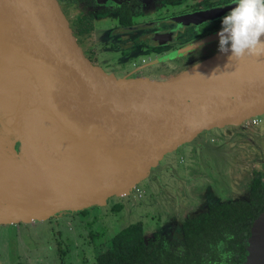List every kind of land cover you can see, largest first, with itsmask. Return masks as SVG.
Masks as SVG:
<instances>
[{
    "label": "water",
    "instance_id": "95a60500",
    "mask_svg": "<svg viewBox=\"0 0 264 264\" xmlns=\"http://www.w3.org/2000/svg\"><path fill=\"white\" fill-rule=\"evenodd\" d=\"M226 47L166 79L117 78L84 54L60 0H0V225L129 195L203 131L263 115L264 56L184 77ZM246 251L243 264H264V211Z\"/></svg>",
    "mask_w": 264,
    "mask_h": 264
},
{
    "label": "rangeland",
    "instance_id": "374dc122",
    "mask_svg": "<svg viewBox=\"0 0 264 264\" xmlns=\"http://www.w3.org/2000/svg\"><path fill=\"white\" fill-rule=\"evenodd\" d=\"M216 42V49L210 56L220 49L219 39ZM85 52L88 54L86 49ZM137 62H140V59H137ZM122 66L123 72L131 69V59ZM156 68L159 70L160 66L157 65ZM120 75L116 77H123ZM146 78L160 80L158 77ZM256 117V127L247 125V119L240 124L242 126H225L222 130L232 133L233 140L229 142L239 146V154L236 151L237 146L230 150L227 145H221L222 141L216 137L208 136L205 139L204 134L203 137L201 135L197 138L203 146L196 147L194 168L187 173V177L193 180L192 186L189 183L190 188L201 182V187L209 184L214 186L215 190L212 192L215 198L218 196L219 200L223 201L226 198H246L254 171L263 174L264 182V117ZM222 136L227 137L226 134ZM195 142L192 143L196 146ZM185 152L179 146L150 169L147 177L136 185L138 190L132 189L133 192L129 195L112 196L102 206H90L83 209L84 211L81 210L82 213L74 211L63 213L60 217L54 215L44 221L0 225V251L4 256H1L0 264H94L96 255L110 246V239L115 232L134 223L144 227L146 240L155 243L170 238L174 243H180L179 221L180 214H184V200L177 197L175 177L180 171L176 169L177 166L180 167L179 159ZM166 161L175 164L176 173L173 172V176L171 171L164 167ZM181 166L183 167L184 163ZM201 179L205 181H200ZM184 185L185 189L188 188V185ZM190 188L189 192L186 190V194L195 196L196 188ZM199 189L202 188L197 190ZM204 191H198V195H205ZM206 198L208 197L203 201ZM195 201H198L197 198ZM206 201L208 203L209 200ZM192 208L193 204L190 202L187 211ZM171 209L179 218H175L171 226L163 227L169 221L166 217ZM175 222H178V226ZM9 226L14 230H10Z\"/></svg>",
    "mask_w": 264,
    "mask_h": 264
},
{
    "label": "flooded vegetation",
    "instance_id": "af4514ba",
    "mask_svg": "<svg viewBox=\"0 0 264 264\" xmlns=\"http://www.w3.org/2000/svg\"><path fill=\"white\" fill-rule=\"evenodd\" d=\"M60 3L70 26L73 22L89 15L90 29L85 31L81 37L73 34L91 62L102 65L106 72L115 76L121 74L120 76L123 77L142 76L163 79L173 77L210 56L216 49V41L219 39L216 38V34L222 29V18L228 13L218 14L213 10L233 6L236 0H72V3L60 0ZM129 59H131L132 68L123 72L122 65ZM137 59H140V62H137ZM157 65L160 66L159 70L156 68ZM260 116L264 117V114ZM250 119L246 124H251L254 127L255 124L250 122ZM224 128L205 130L200 136L203 137L205 134V139L208 136L216 137L222 141L221 145H227L231 150L237 145L229 142V140H233L232 133L223 132ZM224 134H226V138L222 136ZM180 146L183 151H186L184 156L179 159L180 167L177 166L176 169L180 171L175 177L178 194L176 196L184 200V214H180V228L185 220L205 213L210 204L249 202L252 185L257 174L260 175L263 182V174L254 171L250 191L246 198H226L223 201L219 200L218 196L215 198L212 192L215 190H213L214 186L209 184L201 187L200 185L203 184L201 182L190 188L193 180L187 177V173L194 168L193 158L194 153L197 152L196 147L201 146H195L193 143H185ZM174 151L164 155L162 159ZM236 151L238 154L241 152L239 146ZM182 163H184L183 167ZM173 164V162L172 164L168 161L164 162V167L171 171L172 176L173 172L176 173L175 164ZM200 181L205 180L201 179ZM184 184H189L190 190L196 188V195L191 193L187 195L188 188L185 189ZM198 188L202 189L197 190ZM205 189H207L206 192ZM133 190L138 189L135 186ZM198 191H204L205 195H198ZM205 197L208 198L203 201ZM196 198L198 201H195ZM190 202L193 204V208L187 211ZM171 205L172 203H170V208ZM61 214L63 213L55 216L60 217ZM164 214L166 215V213ZM167 214L166 218L169 221L163 227L171 226L172 221L179 218L172 209ZM175 225L178 226V222H175ZM9 229L14 230L10 226ZM1 256H3L2 251H0V258Z\"/></svg>",
    "mask_w": 264,
    "mask_h": 264
},
{
    "label": "trees",
    "instance_id": "16d2710c",
    "mask_svg": "<svg viewBox=\"0 0 264 264\" xmlns=\"http://www.w3.org/2000/svg\"><path fill=\"white\" fill-rule=\"evenodd\" d=\"M88 16L71 24L75 35L90 29ZM263 211L264 183L257 174L249 202L210 204L205 213L184 221L180 243L170 238L154 243L145 239L142 225L129 224L115 232L94 264H243L250 225Z\"/></svg>",
    "mask_w": 264,
    "mask_h": 264
},
{
    "label": "clouds",
    "instance_id": "9594fccd",
    "mask_svg": "<svg viewBox=\"0 0 264 264\" xmlns=\"http://www.w3.org/2000/svg\"><path fill=\"white\" fill-rule=\"evenodd\" d=\"M218 33L221 52L229 51L231 59L264 56V0H236L222 18Z\"/></svg>",
    "mask_w": 264,
    "mask_h": 264
},
{
    "label": "bare ground",
    "instance_id": "6f19581e",
    "mask_svg": "<svg viewBox=\"0 0 264 264\" xmlns=\"http://www.w3.org/2000/svg\"><path fill=\"white\" fill-rule=\"evenodd\" d=\"M230 59H231V55L229 57H225V58L219 60L218 62H215L214 64H210V65L207 64V65L201 66L199 68H196L195 71L188 73V75H186L184 77H187L188 79L195 78L207 70H210L216 66L222 65L223 63L229 61Z\"/></svg>",
    "mask_w": 264,
    "mask_h": 264
},
{
    "label": "built area",
    "instance_id": "2783aa9c",
    "mask_svg": "<svg viewBox=\"0 0 264 264\" xmlns=\"http://www.w3.org/2000/svg\"><path fill=\"white\" fill-rule=\"evenodd\" d=\"M251 122L253 123V124H256L257 123V117L255 116V117H252L251 118ZM10 228L12 229V227L10 226Z\"/></svg>",
    "mask_w": 264,
    "mask_h": 264
},
{
    "label": "crops",
    "instance_id": "0c3cea01",
    "mask_svg": "<svg viewBox=\"0 0 264 264\" xmlns=\"http://www.w3.org/2000/svg\"><path fill=\"white\" fill-rule=\"evenodd\" d=\"M197 143L198 146H203V144L201 143V141L195 142Z\"/></svg>",
    "mask_w": 264,
    "mask_h": 264
}]
</instances>
